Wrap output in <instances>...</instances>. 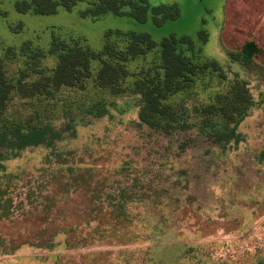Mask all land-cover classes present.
I'll list each match as a JSON object with an SVG mask.
<instances>
[{"label":"rangeland","instance_id":"rangeland-1","mask_svg":"<svg viewBox=\"0 0 264 264\" xmlns=\"http://www.w3.org/2000/svg\"><path fill=\"white\" fill-rule=\"evenodd\" d=\"M16 3L0 0V63L13 81L22 70L32 80L34 68L55 65L53 55L22 51L26 44L46 50L56 35L100 50L116 30L148 33L156 48L187 36L197 59L216 60L226 80L207 71L172 97L189 128L167 133L139 121V94H111L91 79L53 95L13 93L0 125L73 122L76 134L3 162L0 264H264V0H148L178 4V16L160 24L150 11L142 21L112 11L94 17L86 1L49 14ZM247 41L257 45L250 66L229 56ZM157 56L132 61L130 71ZM234 77L247 83L253 105L238 125L242 139L222 146L200 133L197 108ZM97 108L105 113L97 116ZM121 195L131 202L119 219L110 201Z\"/></svg>","mask_w":264,"mask_h":264},{"label":"trees","instance_id":"trees-1","mask_svg":"<svg viewBox=\"0 0 264 264\" xmlns=\"http://www.w3.org/2000/svg\"><path fill=\"white\" fill-rule=\"evenodd\" d=\"M78 1H86L88 6L84 12L94 17L112 11L129 14L142 21L150 11L153 20L159 24L168 18L177 17L180 11L177 3L150 7L148 0H17L16 7L20 11L32 9L36 13L49 14L57 11L59 5L71 9ZM26 45L21 50H29L36 57L55 56V65L49 72L34 68L33 71L39 75L32 80H26L29 73L22 70L17 80L13 81L0 63V112L13 93L25 97L53 95L64 86L83 89L85 81L91 79L94 86L107 89L111 94L126 91L139 94V121L153 130L167 133L173 129L189 128L186 122H179L182 112L177 107L178 104L171 102L172 97L190 88L195 79L207 71L214 73L220 80H226V75L216 60L201 62L197 59L195 44L187 36L180 39L175 36L166 37L161 40L159 48H156L157 43L148 33L119 30L105 33L100 50H92L81 38L66 40L56 35H52L46 50L39 47L33 50L30 45ZM256 50V43L247 41L239 52H229V56L250 66ZM152 51L158 52L157 60H145L146 63L139 71H130L132 61L144 59ZM132 75L135 76L132 82L124 84ZM252 105L253 99L247 83L234 77L224 90L215 92L210 102L197 108L199 115L203 116L200 120L203 132L200 133L206 134L210 140L222 146L230 142L238 143L242 139L238 125ZM96 110L97 116L105 113L103 108ZM75 134L73 122L62 128L51 123L32 127L2 124L0 168L4 167L5 160L17 156L27 147H51L57 141L74 137ZM258 157L259 160H264V150L259 152ZM128 202L131 200L122 195L110 201L116 218L126 217L125 207ZM3 209H6V205L0 201L1 215H4Z\"/></svg>","mask_w":264,"mask_h":264}]
</instances>
